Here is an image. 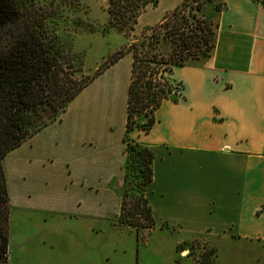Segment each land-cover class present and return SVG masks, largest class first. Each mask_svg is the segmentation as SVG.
I'll return each instance as SVG.
<instances>
[{"label": "crops", "instance_id": "0c3cea01", "mask_svg": "<svg viewBox=\"0 0 264 264\" xmlns=\"http://www.w3.org/2000/svg\"><path fill=\"white\" fill-rule=\"evenodd\" d=\"M179 1L146 3L132 29ZM220 2L208 55L171 69L181 95L160 100L147 130L123 131L126 51L4 153L9 204L83 219L89 231L97 218H114L124 132L151 153L147 228L176 233L179 242L198 234L255 241L264 251V0Z\"/></svg>", "mask_w": 264, "mask_h": 264}, {"label": "trees", "instance_id": "16d2710c", "mask_svg": "<svg viewBox=\"0 0 264 264\" xmlns=\"http://www.w3.org/2000/svg\"><path fill=\"white\" fill-rule=\"evenodd\" d=\"M156 0H106L108 21L124 32L146 3ZM190 1L194 4L190 5ZM35 0H0V264L6 263L8 196L2 157L64 109L77 91L105 66L126 51L130 53L125 87L123 131H145L153 122V109L164 97L181 95L179 81L168 74L174 66L209 53L213 45V23L200 12V0H180L139 35L93 71L80 79L71 74L69 64L57 46L55 33L48 25L49 10ZM216 7V6H215ZM218 7H216V10ZM125 174L127 152L136 147L140 170L139 192L124 209L119 195L118 210L129 216L124 224L147 228L152 217L143 195L150 176L149 149L128 140L124 132ZM139 200L141 202L138 206ZM213 252V248H211ZM211 260L208 264H210Z\"/></svg>", "mask_w": 264, "mask_h": 264}, {"label": "rangeland", "instance_id": "374dc122", "mask_svg": "<svg viewBox=\"0 0 264 264\" xmlns=\"http://www.w3.org/2000/svg\"><path fill=\"white\" fill-rule=\"evenodd\" d=\"M200 3V12L211 20L214 32L216 7L221 2ZM34 4L49 10L48 25L55 33L57 46L71 74L79 79L140 33L137 26L124 32L112 25L105 11L106 0H35ZM191 4L194 2L190 1ZM116 112L119 117L117 103ZM135 150L133 146L127 152L125 174L117 190L124 200V209L140 189L142 164ZM8 207L5 264H192L190 257L193 264H208L210 260L211 264H236V260L237 264H264V251L255 241L198 234L179 242L176 233L163 228L135 230L120 225L129 217L121 209L114 218H97L89 231L83 219L63 218L12 203Z\"/></svg>", "mask_w": 264, "mask_h": 264}]
</instances>
